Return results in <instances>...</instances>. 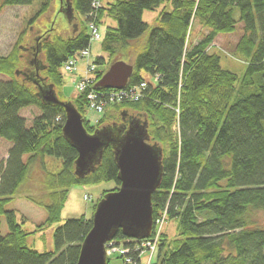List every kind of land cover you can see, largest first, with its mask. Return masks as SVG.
<instances>
[{
  "label": "trees",
  "instance_id": "trees-1",
  "mask_svg": "<svg viewBox=\"0 0 264 264\" xmlns=\"http://www.w3.org/2000/svg\"><path fill=\"white\" fill-rule=\"evenodd\" d=\"M36 1L35 17L12 51L0 55V76L4 77L0 79V139L11 145L8 158L0 162V217L6 219L9 230L3 235L0 221V264H76L93 227L97 204L121 185L112 144L104 149L93 172L76 175L78 151L63 133L66 111L38 96L40 89L53 85L60 101L66 102L57 92L65 84L63 65L91 48L89 23L101 26L106 20L114 23L102 35L107 59H95L98 69L91 87L71 103L90 134L122 124L123 112L148 121L150 143L163 151L162 177L152 195L153 220L164 212L167 220H178L177 237L168 241L162 235L153 264H264V227L256 219L257 213L264 212V0H110L105 4L103 0H69L77 30L68 38L52 34L55 28L31 31V22L50 11L54 0H0V13ZM95 3L100 8L95 9ZM64 5L66 0H62L63 10ZM161 7L153 25L144 21L145 11ZM195 24L208 32L192 44ZM239 25L244 34L234 50L246 65L242 76L224 68L215 50L217 37L236 33ZM116 61L134 66L128 90L143 83L147 86L138 101L111 103L92 124L85 118L87 93L97 90L108 96L112 92L96 84ZM37 65L45 69L37 72ZM29 107L40 111L31 124L22 115ZM26 155H30L28 161ZM47 156L61 158L63 167L57 173L47 170L49 204L27 198L46 210L38 230L62 220L73 187L111 181L116 186L103 192L91 217L69 219L55 230L54 251L39 252L28 246L32 233L23 228L25 219L19 223L17 212L8 205L29 180L32 164L41 160L46 168ZM115 240L127 246L139 242L121 230Z\"/></svg>",
  "mask_w": 264,
  "mask_h": 264
},
{
  "label": "water",
  "instance_id": "water-1",
  "mask_svg": "<svg viewBox=\"0 0 264 264\" xmlns=\"http://www.w3.org/2000/svg\"><path fill=\"white\" fill-rule=\"evenodd\" d=\"M64 9L62 11L69 24H72L76 17L69 0H66ZM73 28L75 33L77 25H73ZM36 69L39 72L45 67L37 65ZM133 72V65L116 61L100 78L96 87L123 90ZM38 96L46 104L62 105L66 111L63 133L78 151L77 176L84 177L93 172L102 161L104 149L111 144L114 147L121 185L117 191L107 193L97 204L93 227L82 243L76 263L107 264V244L115 239L119 230L126 237L139 240L150 237L152 233V195L161 181L163 151L157 144L150 143L147 120L123 112L122 124L114 123L111 127L90 134L84 127L82 115L71 102L60 101L53 85L45 90L40 89ZM113 129H116L117 135H124L123 138L118 139Z\"/></svg>",
  "mask_w": 264,
  "mask_h": 264
},
{
  "label": "rangeland",
  "instance_id": "rangeland-1",
  "mask_svg": "<svg viewBox=\"0 0 264 264\" xmlns=\"http://www.w3.org/2000/svg\"><path fill=\"white\" fill-rule=\"evenodd\" d=\"M106 2H110V0L102 1L103 4ZM162 8L163 7L155 11H145L143 15L144 21L153 25ZM38 9L39 2L36 1L31 6L7 7L0 13V55H8L12 51L14 45L18 41V36L35 17ZM77 17L80 16L77 15ZM76 24L77 21H73V25ZM111 24L114 23L106 20V23L100 26V32L102 35L105 32L106 26ZM52 28H55L52 32L54 35H59L64 38L74 35V28L73 26H70L66 14L62 11V0H54L50 11L39 16L34 22H31L32 32L44 33ZM207 32L208 31L201 25L195 24L190 37V42L192 44L198 43ZM148 34L149 33H146L144 40H147ZM243 34L244 31L242 25H239L236 33L231 35L222 34L215 40V50L221 55L222 66L228 70L236 72L240 76L245 73L246 65L242 64V60L236 55L234 48ZM101 45L102 43L98 41L91 43L90 62L95 61L98 57H105L107 59V53L103 51ZM209 51L213 52L214 50L211 48ZM86 64L87 61L82 60L78 63V71L72 73L66 72L65 69L62 68L61 71L64 75L65 84L61 89H57V92H60L61 97L66 102H72L77 94H79L78 78L80 77L79 74L81 73L82 68ZM103 68L104 67H99V70H102ZM0 79H4V77L0 76ZM22 115L27 119L28 124H31V122L40 115V111L36 107H29L22 111ZM103 116L104 113H97L90 108L85 114V118L91 121L92 124H96ZM6 150L5 143H0V162ZM29 158L30 155H26L25 161H28ZM45 163L46 168L43 166L41 160H36L32 164L29 180L20 188V195H17L15 200L8 205V209L17 212L19 223L21 221L23 222L25 219L23 228L27 232L32 233L28 239V246L39 252L54 251L55 230L69 219H77L83 215L91 217L94 205H96L103 192L112 190L116 186L115 182L111 181L97 185L73 187L63 210L62 220L59 223L44 228L43 230H38V225L43 223L46 219V210L43 206L34 201L28 200L27 198L35 199L42 204H49L51 199L46 187L47 170L52 173H57L63 167L62 159L53 156H47L45 158ZM256 219L259 224L264 227V212L257 213ZM0 221L2 222L1 232L3 235H6L9 232L6 219L0 217ZM162 232L165 234V238L168 241L176 238L178 234V220L169 218L164 224ZM158 255L159 250L156 254L155 261L157 260ZM144 262H146V259ZM110 264H121V260L114 259Z\"/></svg>",
  "mask_w": 264,
  "mask_h": 264
},
{
  "label": "built area",
  "instance_id": "built-area-1",
  "mask_svg": "<svg viewBox=\"0 0 264 264\" xmlns=\"http://www.w3.org/2000/svg\"><path fill=\"white\" fill-rule=\"evenodd\" d=\"M94 8H100V3H95ZM95 22L89 24L91 41H102L101 32L96 31ZM91 57V52L89 49L83 50L76 54L74 57H71L65 64L64 69L66 72L72 73L78 71V63L82 60L87 61V64L82 68L81 76L78 81V91L83 93L91 87L93 83L92 74L96 70L94 63L89 62ZM147 86L146 83H143L141 87H134L128 90H112L108 94H104L101 91L91 90L87 93V99L89 102V108L96 111L97 113H104L109 104L120 102L122 99H132L133 101H138L141 98V92ZM167 221V212H164L160 217H158L154 222V228L151 236L144 240H138V243L135 245L127 246L126 244L119 243L116 240L111 241L107 244L106 247V257L110 262L114 259L121 260V264H134V261L137 260L139 264H153L155 262L156 254L159 250V245L162 239V229L164 224ZM132 250L139 251V254L136 258L128 259V255ZM146 259V262L144 260Z\"/></svg>",
  "mask_w": 264,
  "mask_h": 264
},
{
  "label": "bare ground",
  "instance_id": "bare-ground-1",
  "mask_svg": "<svg viewBox=\"0 0 264 264\" xmlns=\"http://www.w3.org/2000/svg\"><path fill=\"white\" fill-rule=\"evenodd\" d=\"M96 31L97 32H100V26L98 25V26H96ZM95 66H96V70L93 72V75H94V73L97 71V69H98V66L95 64ZM159 81L160 80V76H156V81ZM138 254H139V251H136V250H132L130 253H129V255H128V259H131V258H136L137 256H138ZM107 264H110L109 263V260L107 259ZM134 264H139V262L137 261V260H135L134 261Z\"/></svg>",
  "mask_w": 264,
  "mask_h": 264
},
{
  "label": "crops",
  "instance_id": "crops-1",
  "mask_svg": "<svg viewBox=\"0 0 264 264\" xmlns=\"http://www.w3.org/2000/svg\"><path fill=\"white\" fill-rule=\"evenodd\" d=\"M0 143H2V144L5 143V146L7 148L5 154L3 155L2 159H1V161H3V160H6L8 158V151H9L11 145H10V143H8L7 141H4L3 139H0Z\"/></svg>",
  "mask_w": 264,
  "mask_h": 264
},
{
  "label": "flooded vegetation",
  "instance_id": "flooded-vegetation-1",
  "mask_svg": "<svg viewBox=\"0 0 264 264\" xmlns=\"http://www.w3.org/2000/svg\"><path fill=\"white\" fill-rule=\"evenodd\" d=\"M129 116H133V115H130V114H129ZM128 118H129V117H128ZM128 118H127V119H128ZM126 121L128 122V120H126ZM143 121H145V119H144ZM127 124H128V123H127Z\"/></svg>",
  "mask_w": 264,
  "mask_h": 264
}]
</instances>
